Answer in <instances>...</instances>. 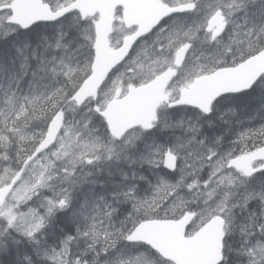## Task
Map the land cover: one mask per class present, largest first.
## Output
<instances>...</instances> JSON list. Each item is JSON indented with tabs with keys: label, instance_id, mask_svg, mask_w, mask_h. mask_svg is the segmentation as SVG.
<instances>
[{
	"label": "snow or ice",
	"instance_id": "obj_1",
	"mask_svg": "<svg viewBox=\"0 0 264 264\" xmlns=\"http://www.w3.org/2000/svg\"><path fill=\"white\" fill-rule=\"evenodd\" d=\"M0 264H264V0H0Z\"/></svg>",
	"mask_w": 264,
	"mask_h": 264
}]
</instances>
